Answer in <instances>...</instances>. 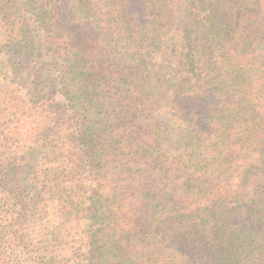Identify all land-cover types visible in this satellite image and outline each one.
<instances>
[{
	"label": "trees",
	"instance_id": "16d2710c",
	"mask_svg": "<svg viewBox=\"0 0 264 264\" xmlns=\"http://www.w3.org/2000/svg\"><path fill=\"white\" fill-rule=\"evenodd\" d=\"M0 264H264V0H0Z\"/></svg>",
	"mask_w": 264,
	"mask_h": 264
}]
</instances>
